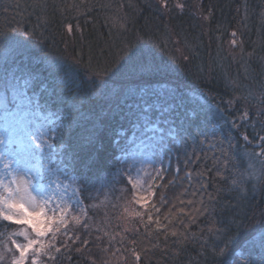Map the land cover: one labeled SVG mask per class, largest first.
Segmentation results:
<instances>
[{
  "label": "snow or ice",
  "instance_id": "1",
  "mask_svg": "<svg viewBox=\"0 0 264 264\" xmlns=\"http://www.w3.org/2000/svg\"><path fill=\"white\" fill-rule=\"evenodd\" d=\"M83 2L84 0H81V3ZM148 7H151V4ZM185 7L186 5L180 2L174 5V8L181 12ZM261 7L259 15L264 20V6ZM16 8H19L18 4ZM31 8L38 21L34 28L22 27L18 22L15 26L9 25L6 31L0 30V92L4 95L7 113L4 122L6 135L0 137V264H56L58 260L65 258L61 254L62 248L65 252L71 251L67 241L76 243L80 239L79 235L73 238L70 232L81 225L87 231L88 208L99 207L98 203L85 207V198L96 201L98 197L93 195V192L102 193L104 189L115 191V184L126 179V185L131 186L133 202L147 208L148 202L156 195L157 188H167L181 179V161L183 180L189 184L187 194L200 197L199 200H187V204L192 206L190 211L185 213L189 215V219L179 221L184 230L178 232L174 226L170 227L172 220L167 215L164 216L167 223L162 224L159 217L153 221L151 213L147 215L145 222L144 213L133 211L129 216L139 218V224L133 225L131 229L124 228V233L130 235L120 232L109 235L105 231L104 236L109 237L108 243L97 247L107 257L126 261L130 258V264H143L142 257L153 250H159L165 255L172 251L174 256L179 257L189 240H201L207 251L209 244L203 235L206 227L207 235L212 237L210 251L215 264H264V229L246 239L238 254H232V246L246 228V213L237 211L240 208L239 201H246L249 196H254L256 190L264 195V120L252 123L247 109L241 112L239 120L226 119L225 111L232 109L239 98L229 100L228 109H224L212 104L204 93H201L204 97L202 104L192 109L191 113L185 111L184 90L179 85L165 88V82L169 80L173 70L170 65L158 59L153 51V48L164 47V44H154L139 33L136 34L135 42L127 39L122 41L116 59L105 61L102 67L98 61L96 70H90L87 74L88 80L81 81L74 74L69 75L62 65L51 60L42 61L33 51L41 47L44 36V32H41L40 38H37L36 28L47 26L50 21L49 0H33ZM71 9L80 12V4L73 0ZM158 9L169 12V0H158ZM90 10L86 8L80 13L84 15L86 22L87 12ZM241 10V25L246 27L245 22L249 19L248 0H244L241 8L237 9L238 14ZM57 12L66 14V9L63 4L52 0L53 15ZM210 15L211 12L202 18L207 20ZM106 23L117 33H126L131 21L127 15L117 14L108 17ZM65 27L71 35L73 25L68 23ZM75 27L79 30L81 26L76 24ZM111 34L110 30L109 35ZM242 35L243 33L238 35L234 30L231 32L233 39L230 41L234 49H240L241 55L244 43ZM169 39L173 46L180 44L178 38ZM104 55L101 51V56ZM183 58L187 60L190 57ZM37 63L47 65L54 86L60 89L59 92L53 90L49 97L51 103L66 110V117H61V120L66 122L51 129L50 135H36L27 130L21 132L8 122V117L14 115L20 107L17 105L15 109H8V94H12L14 101L19 97H26L27 91L34 86L33 82L37 81L39 75L35 70ZM89 63L91 64V61ZM242 67L245 78H249L254 70L247 64ZM216 68L227 75L223 64H217ZM212 71V66H209L207 74L211 75ZM60 73H63V76ZM154 84L159 87H154ZM94 98L99 111H82L84 103L91 102ZM113 100H122L123 103H112ZM256 115L264 117V91L261 92L260 107ZM117 118L121 124L128 122L138 129L143 127L154 132L159 131L160 138L151 154L156 162L150 163L148 167L136 168L132 164L127 168H116L115 172L110 171L114 166L112 149L123 151L119 140L113 144L110 139L112 125ZM161 123L173 126L168 129V135L176 142L171 146L165 139ZM250 123L253 128L258 125L260 131L253 139L242 133L245 146L241 150L230 129L239 130ZM226 130L229 134L223 135ZM64 131L68 133L67 147L61 145V149H57L55 142L58 138L62 139L60 134ZM21 135L24 137L22 148L18 143ZM120 135L123 136V133ZM253 140L256 141L255 145ZM249 145H253V150L248 149ZM37 152L48 153L50 158L59 160L63 168L56 171L68 181L67 185L63 180L53 181L49 178L45 186V176L34 172L29 166V158ZM117 159L121 165L126 163L123 157ZM173 159L177 165L175 168L172 167ZM209 159L212 166L207 163ZM199 165H203L202 171H198ZM169 173L172 179L165 184L163 181ZM209 173H214L215 178L224 182V186L214 193L209 192ZM193 180L198 187L192 186ZM70 186H73L71 196L68 195ZM128 191L126 186L120 189L121 193ZM222 194L231 198L227 206L221 202ZM107 199L105 194V200ZM232 200L238 202L233 204ZM160 202H167L163 195ZM180 202L183 204L185 201ZM151 207L156 213L160 212L156 204ZM229 209L231 219L218 218ZM127 211L125 209V212ZM180 211L184 212V209ZM200 217H204L207 222L204 227L197 223ZM70 224L73 225L72 229L69 228ZM153 224L155 228L150 227ZM193 224L200 228L201 237L192 234ZM10 225L20 227L10 228ZM141 227L144 233L140 232ZM58 236L65 237L59 246L56 243ZM116 236H120L119 241ZM160 237H163V244L159 242ZM169 237L173 238L171 243L175 245L172 249H169ZM100 239L102 238L97 236V240ZM82 244L86 247L88 241L84 240ZM76 251L80 252L82 248H77ZM117 253L121 254L120 257H117ZM124 253H127V256H124ZM67 258L71 259L70 256ZM90 259L92 264H97L95 258ZM102 264H110V260L104 259Z\"/></svg>",
  "mask_w": 264,
  "mask_h": 264
},
{
  "label": "trees",
  "instance_id": "2",
  "mask_svg": "<svg viewBox=\"0 0 264 264\" xmlns=\"http://www.w3.org/2000/svg\"><path fill=\"white\" fill-rule=\"evenodd\" d=\"M32 2L33 0H0V30L6 31L9 25L15 26L18 22L22 27L34 28L38 21L31 8ZM75 2L80 4V12L72 11L71 4L73 0H56L57 4L64 5L66 14L57 12L53 15L52 0H49L48 13L50 21L47 26L36 28L37 38H40L41 32H44V36L41 47L33 49L42 61H54L62 65L69 75L74 74L79 80L86 82L88 80L87 74L90 70H96L98 61L102 67L105 61L110 62L116 59L120 53L119 46L122 41L127 39L135 42L136 34L139 33L145 39L153 41L154 44H164L162 48H153V51L158 59L170 65L173 70L169 80L165 82V88L179 85L184 90L185 111L191 113L192 109L202 104L204 97L201 96V93H204L212 104L219 105L224 109H228L227 102L229 100L234 97L239 98L232 109L225 111L226 119L239 120L241 112L247 109L252 123L264 120V117L256 115L260 107L261 92L264 91V20L259 15L262 10L261 6H264V0H248L249 19L245 22L246 27L241 25L242 10L240 14L237 12L244 0H169L171 8L169 12L158 9V0H84L83 3H81V0H75ZM177 2L186 5L183 12L174 8ZM17 4L19 8H16ZM149 4H151V7H148ZM9 5L12 7H8ZM86 8L91 9L87 12V22L84 15L80 14ZM209 12H211L209 19L204 20L202 17L209 15ZM117 14L127 15L131 21L126 33H117L114 28H110V24L106 23L108 17ZM68 23L73 25L71 35L66 31L65 25ZM76 24L81 26L79 30L76 29ZM110 30L111 35H109ZM234 30L238 32V35L243 33L241 37L244 42L243 55H241L239 48L234 49L230 43L233 39L231 32ZM81 32H83V36H81ZM169 38H178L180 44L173 46ZM101 51L105 53L104 56H101ZM184 56L190 58L185 60ZM217 64H223L227 75L216 68ZM245 64L250 65L251 69L254 70L249 78H245V71L242 67ZM209 66L213 68L211 75L207 74ZM35 70L39 74L37 81L33 82L34 86L27 91V98H24L43 118L50 135L51 129H55L58 124L66 122L61 120V117H66V110L58 105H53L49 99L53 90L59 92L60 89L54 86L53 78L49 76L47 71V65L37 63ZM60 75L63 76V73H60ZM116 86L119 87L118 84ZM153 86L159 87L155 84ZM2 97L4 95L0 92V98ZM76 102L79 104V99ZM116 102L123 103L122 100L112 101V103ZM13 103L12 94L9 93L7 105L12 106ZM128 103L130 104L131 101H128ZM70 105L71 98H69L68 106ZM82 111L98 112L99 107L95 98L91 102L86 101ZM153 122H155V114H153ZM252 123L242 126L239 130L230 129L232 137L239 143L241 150L245 146L242 133L253 139L256 133L260 131L259 126L253 128ZM160 127L164 129V136L169 142V146L176 143L168 135V129L173 126L161 123ZM112 128L111 142L114 144L119 140L123 149V151L112 149L114 152V166L110 169L112 172H115L116 168L127 167L126 155L134 143L142 141L152 133L160 138L159 131L154 132L143 127L138 129L128 122L121 124L118 118L113 122ZM121 133H123V136L120 135ZM228 134V130L223 133V135ZM60 135L62 139L58 138L55 142L57 149H61V145L66 148L68 143L67 131L62 132ZM255 142L253 140V145H255ZM253 145L247 146L248 149L253 150ZM177 147H179V144H177ZM42 156L45 181L49 178H60L65 181L63 175L56 171L58 168H63L59 160L50 158L48 153H44ZM208 156L210 157L211 153ZM118 157H123L126 163L121 165L117 159ZM207 163L212 166L210 159ZM176 166V161L173 159L172 167L175 168ZM180 167L179 176L181 179L177 180L175 185H169L163 189L157 188L155 190L156 195L148 202L147 208L137 206L133 202L130 191L131 186L126 185V179L115 184V191L104 189L102 193L93 192L92 194L98 197L96 201H89L85 198V207H88L91 203H98L99 207L88 208L87 231L81 225L70 232L73 238L79 235L80 239L76 243H73L72 240L67 241L71 251L65 252V249L62 248L61 254L65 258L58 260L56 264H92L90 257L95 258L97 264H102L104 259H109L110 264H130V258L126 261L118 260L116 257H107L97 247V245L103 247L108 243L109 237L104 236L105 231L109 235H115L117 232L125 234V227L131 229L133 225L139 224V218L129 217L128 211L144 213L145 222L147 221V215L151 213L153 221L159 217L162 224L167 223L164 220V216L167 215L172 220V224L169 226H174L178 232L183 231V226L179 221H187L189 215L185 213H188L192 208L191 205L187 204V200H199L200 197H192L187 194L186 189L189 188V184L183 180L182 161ZM49 169L53 171L50 172ZM202 170L203 165H199L198 171ZM208 178L209 192L214 193L218 188L224 186V182L215 178L214 173H209ZM169 179H172L171 173L165 177L163 183L166 184ZM125 186L129 191L121 193L120 189ZM192 186L198 187L195 180H193ZM105 194L108 196L107 200H105ZM161 195L165 197L166 203L162 204L160 202ZM230 199L228 196L221 195V202L226 206ZM181 200L185 202L182 204ZM231 202L236 204L238 201L232 200ZM239 203L240 208L237 211H243L247 216L246 228L232 246L234 249L233 255L241 251L246 239L264 229V195L256 190L254 196H249L246 201H239ZM152 204H156L160 208L159 213H156L151 207ZM125 209L128 211L125 212ZM180 209H184V212H181ZM231 215L229 209L227 213L218 218L228 220L231 219ZM197 223L200 227H204L207 222L204 217H200ZM9 227L17 228L20 226L10 225ZM150 227L155 228V224ZM69 228L72 229L73 225L70 224ZM140 232L144 233L142 227ZM191 232L195 237H201L202 235L197 224L192 225ZM125 235H130V233ZM154 235L155 233H153ZM203 235L209 244L207 251L202 246L201 240H189L179 257L174 256L172 251L165 255L159 250H153L142 257L143 264H215L210 251L212 237L207 235L206 227H204ZM97 236L102 239L97 240ZM64 239L65 237L58 236L57 246ZM172 239V237H169V249L175 247L171 243ZM84 240L88 241L86 247L82 244ZM116 240L119 241L120 236H116ZM159 242L163 244V237H160ZM128 247H131V245H128ZM77 248H82V251L77 252ZM120 255V253H117V257H120ZM67 256H70L71 259H68ZM124 256H127V253H124ZM48 264H52V262H48Z\"/></svg>",
  "mask_w": 264,
  "mask_h": 264
},
{
  "label": "rangeland",
  "instance_id": "3",
  "mask_svg": "<svg viewBox=\"0 0 264 264\" xmlns=\"http://www.w3.org/2000/svg\"><path fill=\"white\" fill-rule=\"evenodd\" d=\"M5 100L4 97L0 98V137L6 135L5 131V117L7 115L5 111ZM17 105H20L19 110L15 112L14 115L8 117V122L11 123L14 129H17L21 132L27 130L29 132H33L36 135H40V133L49 134L48 128L40 116V114L30 105L29 101L24 97H19L14 101L12 106H8V109H15ZM159 140L157 135L153 133L149 135L147 138L143 139L140 142L134 143L126 155L127 167L128 165L134 164L136 168L148 167L150 163L156 162L152 157L153 149L156 147V142ZM24 137L21 135L19 140V145L23 147ZM42 154L37 152L35 155L29 158V166L33 169L34 172L40 173L45 176L43 169V158ZM126 167V168H127ZM151 169H149L150 171ZM53 181L61 180L60 178H50ZM49 180L43 181L45 186H47ZM64 184L67 185L68 181L65 180ZM55 186V185H53ZM74 186V185H73ZM68 188V195L72 194V187ZM63 191V188L60 189ZM140 206L139 204H136ZM129 213H132L128 211ZM131 217V216H129ZM133 218V217H131Z\"/></svg>",
  "mask_w": 264,
  "mask_h": 264
}]
</instances>
